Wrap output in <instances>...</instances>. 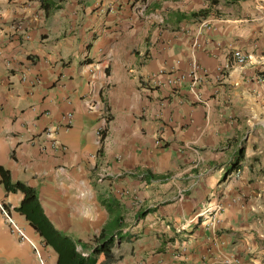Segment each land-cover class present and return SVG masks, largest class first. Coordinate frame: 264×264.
<instances>
[{
  "label": "crops",
  "instance_id": "crops-1",
  "mask_svg": "<svg viewBox=\"0 0 264 264\" xmlns=\"http://www.w3.org/2000/svg\"><path fill=\"white\" fill-rule=\"evenodd\" d=\"M0 169L84 257L264 264V0H0ZM0 200L39 252L0 214V264H57Z\"/></svg>",
  "mask_w": 264,
  "mask_h": 264
},
{
  "label": "trees",
  "instance_id": "trees-1",
  "mask_svg": "<svg viewBox=\"0 0 264 264\" xmlns=\"http://www.w3.org/2000/svg\"><path fill=\"white\" fill-rule=\"evenodd\" d=\"M64 0H39V8L44 12V16H48L53 11L59 9V4ZM215 2V1H214ZM200 16H206L207 12L202 10ZM6 172L0 169V184L7 192L19 191L22 194V203L19 209H23V205L30 202L33 206L31 209L38 212L42 217L43 224L34 225L35 231L44 239L47 244H50L56 251L57 264H108L111 261V238L105 236L104 230L94 238L96 246L92 250L94 257L102 258L101 261H96V258L91 259L88 256L84 257L76 251L74 241L68 236H63L56 230L52 229L50 224L44 218L40 207L38 206L37 198L34 189L24 185L21 182L12 183L8 176H4Z\"/></svg>",
  "mask_w": 264,
  "mask_h": 264
},
{
  "label": "built area",
  "instance_id": "built-area-1",
  "mask_svg": "<svg viewBox=\"0 0 264 264\" xmlns=\"http://www.w3.org/2000/svg\"><path fill=\"white\" fill-rule=\"evenodd\" d=\"M203 26H206V22H202ZM234 60L238 64H242L245 62V57L239 52L235 51L233 53ZM194 76L190 88L194 89L195 83L198 81V78H196L195 74H192ZM221 210L220 206H207L202 209H200L195 217H204V216H211V224L217 223L218 219L216 218V214ZM0 214L2 215L4 221L8 224V226L11 228V230L16 234V236L21 241L28 242L34 251L39 255L38 249L33 242L32 239L29 238V236L25 233L24 229L14 220V218L11 216L10 212L8 211L7 207L4 205V203L0 200Z\"/></svg>",
  "mask_w": 264,
  "mask_h": 264
}]
</instances>
